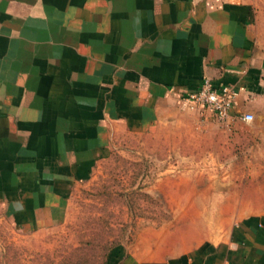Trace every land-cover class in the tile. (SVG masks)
Instances as JSON below:
<instances>
[{
  "label": "crops",
  "instance_id": "crops-1",
  "mask_svg": "<svg viewBox=\"0 0 264 264\" xmlns=\"http://www.w3.org/2000/svg\"><path fill=\"white\" fill-rule=\"evenodd\" d=\"M259 17L258 0H0L4 215L56 223L114 139L187 112L204 76L237 89L233 113L264 112ZM105 264H264V212L167 257L117 244Z\"/></svg>",
  "mask_w": 264,
  "mask_h": 264
},
{
  "label": "rangeland",
  "instance_id": "rangeland-1",
  "mask_svg": "<svg viewBox=\"0 0 264 264\" xmlns=\"http://www.w3.org/2000/svg\"><path fill=\"white\" fill-rule=\"evenodd\" d=\"M187 109L114 139L53 225L21 229L0 209V264H105L117 244L167 257L264 212V112L224 124Z\"/></svg>",
  "mask_w": 264,
  "mask_h": 264
},
{
  "label": "built area",
  "instance_id": "built-area-1",
  "mask_svg": "<svg viewBox=\"0 0 264 264\" xmlns=\"http://www.w3.org/2000/svg\"><path fill=\"white\" fill-rule=\"evenodd\" d=\"M237 89L230 84L214 86L209 77L204 76L199 87L184 96L188 108L204 112L217 122L228 124L234 120L249 122L253 119L251 112L233 113Z\"/></svg>",
  "mask_w": 264,
  "mask_h": 264
}]
</instances>
